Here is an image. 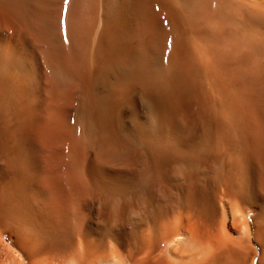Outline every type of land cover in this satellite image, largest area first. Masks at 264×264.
<instances>
[{"label":"bare ground","instance_id":"bare-ground-1","mask_svg":"<svg viewBox=\"0 0 264 264\" xmlns=\"http://www.w3.org/2000/svg\"><path fill=\"white\" fill-rule=\"evenodd\" d=\"M0 205V264H264V0H0Z\"/></svg>","mask_w":264,"mask_h":264},{"label":"snow or ice","instance_id":"snow-or-ice-1","mask_svg":"<svg viewBox=\"0 0 264 264\" xmlns=\"http://www.w3.org/2000/svg\"><path fill=\"white\" fill-rule=\"evenodd\" d=\"M65 2H67V0H65ZM6 210L7 209L3 205H0V212L6 211Z\"/></svg>","mask_w":264,"mask_h":264},{"label":"rangeland","instance_id":"rangeland-1","mask_svg":"<svg viewBox=\"0 0 264 264\" xmlns=\"http://www.w3.org/2000/svg\"><path fill=\"white\" fill-rule=\"evenodd\" d=\"M249 225H250V230L253 233V226H252V222L251 221L249 222ZM253 243L255 244V242H253Z\"/></svg>","mask_w":264,"mask_h":264}]
</instances>
